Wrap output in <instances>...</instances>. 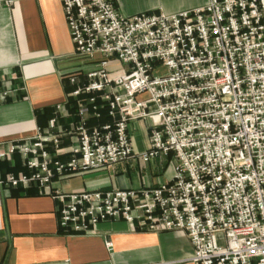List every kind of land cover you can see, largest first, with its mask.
Instances as JSON below:
<instances>
[{
	"label": "built area",
	"instance_id": "2783aa9c",
	"mask_svg": "<svg viewBox=\"0 0 264 264\" xmlns=\"http://www.w3.org/2000/svg\"><path fill=\"white\" fill-rule=\"evenodd\" d=\"M60 2L75 53L100 57L83 78L69 77L77 143L65 161L47 150L52 143L61 152L57 136L10 144L28 173L0 183L57 199L66 233L122 220L131 231H183L193 264H264V0H207L177 13L129 16L114 0ZM112 58L124 68L108 71ZM96 98L109 121L89 125L90 110L99 115ZM141 118L150 134L138 157L172 154L170 180L136 190H53L55 177L127 161L129 125Z\"/></svg>",
	"mask_w": 264,
	"mask_h": 264
},
{
	"label": "crops",
	"instance_id": "0c3cea01",
	"mask_svg": "<svg viewBox=\"0 0 264 264\" xmlns=\"http://www.w3.org/2000/svg\"><path fill=\"white\" fill-rule=\"evenodd\" d=\"M207 0H114L123 15L177 13L202 7ZM60 0H0V181L28 173L12 143L35 136H57L47 150L68 159L77 143L73 129L77 105L70 95L71 75L83 78L97 61L78 55L69 37ZM124 68L112 58L107 70ZM86 95H81L85 99ZM57 106L60 108L57 109ZM92 115L90 110L88 117ZM55 119L54 127L50 120ZM93 120L89 125L108 122ZM150 121L129 125L131 157L102 170L55 177L51 186L62 194L83 190L140 189L170 180L172 154L144 162L139 153L149 145ZM59 201L36 187L0 183V264H193V248L183 231H131L122 221L100 222L87 233H66L58 224ZM110 240L112 246L105 245Z\"/></svg>",
	"mask_w": 264,
	"mask_h": 264
},
{
	"label": "trees",
	"instance_id": "16d2710c",
	"mask_svg": "<svg viewBox=\"0 0 264 264\" xmlns=\"http://www.w3.org/2000/svg\"><path fill=\"white\" fill-rule=\"evenodd\" d=\"M94 105L97 107L96 111L98 112L99 115H98V117H96V116L94 117L93 113H92V115L88 119V123H90L93 120H100V119L108 118L107 109H106V106L102 100H100L99 98H96Z\"/></svg>",
	"mask_w": 264,
	"mask_h": 264
},
{
	"label": "rangeland",
	"instance_id": "374dc122",
	"mask_svg": "<svg viewBox=\"0 0 264 264\" xmlns=\"http://www.w3.org/2000/svg\"><path fill=\"white\" fill-rule=\"evenodd\" d=\"M106 168H107V167H106ZM102 169H105V168H102ZM102 169H98V170H102ZM69 233H71V234H72L73 232H69Z\"/></svg>",
	"mask_w": 264,
	"mask_h": 264
}]
</instances>
